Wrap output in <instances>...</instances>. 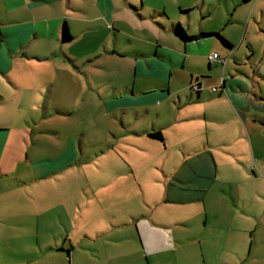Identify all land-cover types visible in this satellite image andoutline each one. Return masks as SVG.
I'll list each match as a JSON object with an SVG mask.
<instances>
[{"label": "crops", "instance_id": "1", "mask_svg": "<svg viewBox=\"0 0 264 264\" xmlns=\"http://www.w3.org/2000/svg\"><path fill=\"white\" fill-rule=\"evenodd\" d=\"M154 1L0 0V264H74L72 235L59 231L58 221L63 223L68 210L76 216L80 211L73 194L66 204L68 189L58 191L67 166L57 164L75 141L69 136L57 153L63 135L51 121L71 114L65 100L90 93L99 95L107 109L122 112L120 125L129 128L137 142L148 139L157 153L176 148L169 171L164 158L155 168L158 184L167 179L166 196L145 201L152 209L155 203H178L186 213H194L195 220L146 221L144 228L137 222L150 244L151 264L164 257L162 248L170 241L176 239L179 246H172L180 251L189 234L205 259L198 261L195 253L188 259L181 250L175 264H264L261 75H240L252 78L247 83L219 73L225 62L234 68L229 55L236 58L229 33L212 18V0ZM196 10L201 11L199 33ZM178 23L195 28H185L195 37H179ZM65 26L72 35L66 41ZM220 45L230 51L225 62L220 61ZM215 52L219 59H210ZM197 74H205L206 82L213 80L215 86L222 83L219 91L190 87L193 81L204 85ZM113 93L117 99L107 101ZM29 110L42 115L39 122L25 120ZM31 128L33 141L43 143L46 153L31 150L26 138ZM157 133L162 138L153 136ZM24 164L31 166L32 177ZM77 194L84 204L80 191ZM59 197L64 201L57 203ZM80 207L84 227L89 202ZM98 222L97 232L110 229L105 219ZM117 223L123 224L119 219ZM60 250L68 254L60 255ZM119 259V254H110L106 261L118 264Z\"/></svg>", "mask_w": 264, "mask_h": 264}, {"label": "rangeland", "instance_id": "2", "mask_svg": "<svg viewBox=\"0 0 264 264\" xmlns=\"http://www.w3.org/2000/svg\"><path fill=\"white\" fill-rule=\"evenodd\" d=\"M212 1L214 3L211 10L212 18L218 25L223 23L222 28L226 29L234 43L236 58L234 59L229 55L230 51L228 52L223 45H220L219 52L223 55L222 58L225 59V56L229 55V62L233 63L232 67L234 68L232 70L231 67L227 68L225 62L224 69L221 68L219 73L222 75L225 71V74L229 77L232 74L236 77H240V75L260 77L259 75H261L258 80L264 90V0H251L248 3H241V0ZM194 18L196 20L194 27L197 26V33H199L200 10L195 11ZM228 20H232V22L227 24ZM185 28L187 31L195 29L190 30L188 23ZM79 48L80 46L76 49ZM205 67H207V62H205ZM105 71V76H110L108 75L111 72L109 68ZM197 76L204 81L205 87L203 84L201 87L206 92H210L214 87L219 88L222 86V83L215 86L213 80L207 83L205 74H197ZM210 76L213 75L210 74ZM240 79L246 82L252 80V78L247 77H240ZM124 81L122 80V83ZM195 82H191L190 87ZM109 88L113 89L110 86ZM92 96L93 94L90 93L88 96L65 100L70 105L69 108L72 109L69 112L71 114L58 116L51 121L58 125L59 133L63 135L59 139L60 144L57 147V153L64 150V144L70 139L69 136L75 141L74 146H72L73 142L71 141L67 156L63 155L59 158L57 165L64 168L67 166L64 169L67 172L57 186L60 187L58 191L62 188L68 189V193L65 194L66 204H69V195L73 194L74 204L81 212L76 216L68 210L67 217L65 216L63 219L69 224L67 226L64 220L62 223L59 219L58 230L72 235V245L76 249L74 264H107L106 260L110 254L120 255L118 264H151L148 258L151 257L150 244L147 243L145 235L142 238L137 222L144 228L146 221L150 224L155 223L157 220L181 221L186 216H190L192 220H195L194 213H186L187 208L178 203H155L152 209L145 201V197L155 201L157 197L166 196L165 181L167 179L163 178V182L159 181L162 185L158 184L157 176H159V173L155 168H160L157 166L161 164L157 162H162L164 158V166L169 171L174 166V150L176 148L171 146L166 153L163 151V153H157L154 147L148 143V139L144 138V140H141L142 142H137L136 137L131 134L129 128H123L120 125L119 117L122 112L117 113L107 109L102 105L103 100L98 98L99 95H96L97 97ZM115 99L117 97L113 93L106 100L112 102ZM37 113L29 110L24 118L32 123L39 122L42 115ZM31 132L32 128L26 132L31 150L37 149L41 153H46L47 149L43 147L44 144L40 141L35 143L33 141L34 134L31 135ZM132 143H138L142 148L134 147ZM143 145L144 147L149 146V149L144 150ZM165 154L166 156H164ZM22 167L28 173L27 176L32 177L31 166L24 164ZM122 173L125 174L118 177ZM3 182H6V180ZM162 186L164 187L163 193ZM79 191L84 204L81 200L77 201V192ZM62 201H64V198L59 197L57 203ZM88 202L90 214L87 218L84 216V223H86L82 227L79 221L83 214L80 206H85ZM60 213L59 210L58 215ZM86 214L87 212L84 213V215ZM136 218L139 220L135 222ZM103 219L110 224V229L101 234L97 232V225H99L98 221H103ZM112 219L116 226H114ZM118 219L123 224H118ZM131 220L134 222L131 223ZM61 235L60 232L59 237L62 238ZM189 236L186 240V246L180 247V251H187L188 259L192 258V253H195L198 256V261L200 259L203 262L205 259L203 249L196 238H192V234H189ZM174 242L171 243L170 241L168 245L166 244L162 248L164 257H160L158 264H175L177 252L180 251H174L172 244L179 246L176 239ZM59 254L65 256L68 253L67 250H60Z\"/></svg>", "mask_w": 264, "mask_h": 264}, {"label": "trees", "instance_id": "3", "mask_svg": "<svg viewBox=\"0 0 264 264\" xmlns=\"http://www.w3.org/2000/svg\"><path fill=\"white\" fill-rule=\"evenodd\" d=\"M175 33L181 37L183 40H189V39H192L194 38L195 36H192V35H189L187 33V31L185 30V28L180 24L178 23L175 27ZM206 33L202 32L201 35H205ZM219 36V38L222 39V41L224 42L225 45H227L228 47H231L232 44L231 42H229V40H227L225 37H223L221 34H217ZM72 38V35L68 29L67 26H65L64 28V33H63V40H70ZM156 136V137H159V138H162V136L160 135V133H157V134H153V136Z\"/></svg>", "mask_w": 264, "mask_h": 264}, {"label": "built area", "instance_id": "4", "mask_svg": "<svg viewBox=\"0 0 264 264\" xmlns=\"http://www.w3.org/2000/svg\"><path fill=\"white\" fill-rule=\"evenodd\" d=\"M210 59H219V54L218 53H212L211 55H210ZM220 61L221 62H225V59H222V58H220ZM192 87L194 88V89H196V90H200L202 87H201V84L200 83H198V82H195L194 84H192ZM213 91H216V92H218L219 91V88H217V87H214L213 88Z\"/></svg>", "mask_w": 264, "mask_h": 264}]
</instances>
